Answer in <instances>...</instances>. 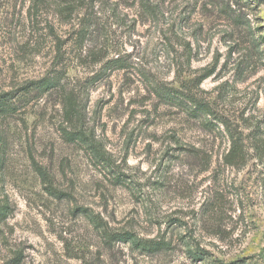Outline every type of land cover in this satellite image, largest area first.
Masks as SVG:
<instances>
[{"label": "rangeland", "instance_id": "rangeland-1", "mask_svg": "<svg viewBox=\"0 0 264 264\" xmlns=\"http://www.w3.org/2000/svg\"><path fill=\"white\" fill-rule=\"evenodd\" d=\"M65 5L74 6L71 19ZM87 15L95 26L82 45L76 33ZM58 39L79 87L101 69L99 57L127 63L90 97L109 160L64 142L56 97L10 118L0 264L18 254L21 264H264V163L225 168L230 143L208 131L226 130L219 120L264 130V0H0V93L53 66ZM152 83L184 90L214 116L160 101ZM195 148L212 158L206 171L189 158ZM38 167L55 178L56 195ZM109 231L171 248L151 254L109 242ZM199 251L205 259L196 261Z\"/></svg>", "mask_w": 264, "mask_h": 264}, {"label": "trees", "instance_id": "trees-1", "mask_svg": "<svg viewBox=\"0 0 264 264\" xmlns=\"http://www.w3.org/2000/svg\"><path fill=\"white\" fill-rule=\"evenodd\" d=\"M37 2V6L45 2V0H33ZM79 2V1H78ZM81 3L84 0H80ZM74 6L65 5L62 10L67 13L71 19ZM95 22L90 17L85 16L81 20L79 29L76 33V41L79 40L83 45L93 34ZM72 41V40H70ZM66 42L58 39V49L55 56L54 65L51 66L41 77L27 82L25 86L19 88V91H7L0 93V175L4 169L7 140L3 126L7 121L18 114L22 109L28 106L35 100H40L44 97H56L60 105L62 122L60 126V135L65 143L75 145L91 153L97 161L108 162L107 151L101 145L96 128L92 125L90 119V97L92 89L96 84L109 77L114 71L124 70L128 68L127 63L122 57H115L103 62V58L99 57L96 60L97 64L101 65V69L84 83V88L78 84L69 81V66L67 64L66 52H63ZM74 44V42H73ZM90 55V54H89ZM88 55V56H89ZM94 55V54H93ZM192 58V56H191ZM189 58V59H191ZM207 77L203 76L199 84L203 83ZM198 84V85H199ZM153 95L160 101L175 105L178 107L190 106L191 115L194 117H212L213 111L197 101L193 97L185 95L184 90L175 87H164L161 84H151ZM190 105V106H189ZM224 125L226 130H208L209 132H219L226 137L230 143L228 150L222 156V163L225 168L243 170L248 164L255 160L257 163H264V130L256 127L254 130H236L232 129V125L227 120H219ZM191 160L202 164L205 171L209 169L212 158L209 152L203 149H191L188 151ZM38 173L44 183H47V190L56 195L57 190L54 188L55 178L44 168L38 167ZM1 177V176H0ZM1 180V178H0ZM117 182L122 183L119 178ZM10 212V202L7 198H0V221L6 218ZM93 223L103 228V225L94 217ZM109 242L132 243L142 251L155 254L171 248L170 244L165 240H142L137 238L130 232L116 233L106 232ZM191 257L196 261L203 258L202 252H191ZM21 256L18 254L7 264H21Z\"/></svg>", "mask_w": 264, "mask_h": 264}]
</instances>
